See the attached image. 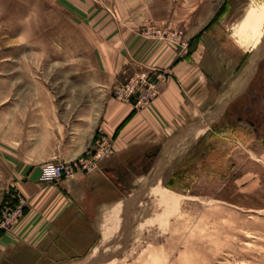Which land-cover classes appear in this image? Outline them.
<instances>
[{
  "label": "crops",
  "instance_id": "1",
  "mask_svg": "<svg viewBox=\"0 0 264 264\" xmlns=\"http://www.w3.org/2000/svg\"><path fill=\"white\" fill-rule=\"evenodd\" d=\"M263 5L264 0H111L110 8L92 9L101 17L96 76L79 86L16 88L14 117L0 118V175L27 200L14 227L0 232V264H67L89 256L98 236L119 234L115 227L106 232L104 224H119L128 206L133 213L138 205L140 212L168 161L246 94L259 67L244 82L246 70L236 72L256 49L242 44L247 38L239 27L251 6ZM146 24L181 33L187 47L141 35ZM152 70L165 78L145 107L111 95L113 86ZM100 137L111 141L112 153L96 168L59 184L39 180L48 162L92 156Z\"/></svg>",
  "mask_w": 264,
  "mask_h": 264
},
{
  "label": "rangeland",
  "instance_id": "2",
  "mask_svg": "<svg viewBox=\"0 0 264 264\" xmlns=\"http://www.w3.org/2000/svg\"><path fill=\"white\" fill-rule=\"evenodd\" d=\"M110 4L0 0L1 119L14 117L16 88L79 86L96 76L101 17L92 9ZM149 28L160 30L146 24L139 33ZM174 33L168 30L164 38ZM254 48L238 58L236 72L246 70L242 81L259 67L246 94L168 161L140 212L137 205L132 216L128 206L119 224H104L103 230L115 227L119 234L98 236L89 256L67 264H264V30ZM235 92L221 96L220 103ZM160 188L174 198L169 207L155 201L166 191ZM7 189L0 175L2 200Z\"/></svg>",
  "mask_w": 264,
  "mask_h": 264
},
{
  "label": "built area",
  "instance_id": "3",
  "mask_svg": "<svg viewBox=\"0 0 264 264\" xmlns=\"http://www.w3.org/2000/svg\"><path fill=\"white\" fill-rule=\"evenodd\" d=\"M144 33L165 36V32L153 28ZM171 40H177L180 45L187 47V42L183 41L181 33H174ZM164 78L165 73L160 70L136 74L115 85L112 91L113 97L131 103L136 108H143L156 97L157 86L164 81ZM111 153V141L100 137L92 156L73 161L48 162L42 166L39 180L48 184H59L63 180L74 179L77 174L96 168L97 163ZM26 208L27 200L15 189L8 188L0 204V232L10 231L24 215Z\"/></svg>",
  "mask_w": 264,
  "mask_h": 264
},
{
  "label": "bare ground",
  "instance_id": "4",
  "mask_svg": "<svg viewBox=\"0 0 264 264\" xmlns=\"http://www.w3.org/2000/svg\"><path fill=\"white\" fill-rule=\"evenodd\" d=\"M251 7L247 10L244 18L242 19V22L240 24L239 29L241 28V32L247 38V40L243 41L242 44L245 46H248L249 43L251 42V45H253L252 47L254 48L257 45V43L259 42V40L262 38V35H263L264 5L260 8H251ZM238 34H239V32H238ZM257 36H258V38H256L257 40L255 41L254 38ZM238 38H241V37L239 36ZM253 40H254V42H253ZM245 42H247V43H245ZM155 201L161 207L166 208V207H169L173 203L174 198L170 194V192H168V190H166V191H163L160 195H158V197L155 199ZM172 207H174V206H172Z\"/></svg>",
  "mask_w": 264,
  "mask_h": 264
},
{
  "label": "flooded vegetation",
  "instance_id": "5",
  "mask_svg": "<svg viewBox=\"0 0 264 264\" xmlns=\"http://www.w3.org/2000/svg\"><path fill=\"white\" fill-rule=\"evenodd\" d=\"M124 176H126V174H124Z\"/></svg>",
  "mask_w": 264,
  "mask_h": 264
},
{
  "label": "trees",
  "instance_id": "6",
  "mask_svg": "<svg viewBox=\"0 0 264 264\" xmlns=\"http://www.w3.org/2000/svg\"><path fill=\"white\" fill-rule=\"evenodd\" d=\"M169 184V183H168Z\"/></svg>",
  "mask_w": 264,
  "mask_h": 264
}]
</instances>
